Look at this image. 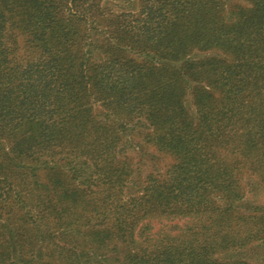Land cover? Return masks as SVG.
Here are the masks:
<instances>
[{
    "label": "trees",
    "instance_id": "16d2710c",
    "mask_svg": "<svg viewBox=\"0 0 264 264\" xmlns=\"http://www.w3.org/2000/svg\"><path fill=\"white\" fill-rule=\"evenodd\" d=\"M0 264H264V0H0Z\"/></svg>",
    "mask_w": 264,
    "mask_h": 264
},
{
    "label": "rangeland",
    "instance_id": "374dc122",
    "mask_svg": "<svg viewBox=\"0 0 264 264\" xmlns=\"http://www.w3.org/2000/svg\"><path fill=\"white\" fill-rule=\"evenodd\" d=\"M131 158L134 160V162H144L145 165V171H151L153 169H161L164 167L167 163L170 162L169 158H166L164 156L158 155L153 148L148 147L144 148L142 152L135 153L133 152L130 154ZM254 258V257H252ZM246 260L251 261L252 259H249V257H245Z\"/></svg>",
    "mask_w": 264,
    "mask_h": 264
}]
</instances>
